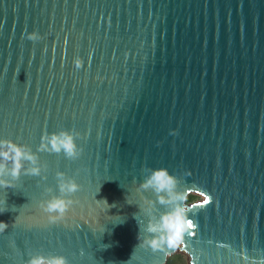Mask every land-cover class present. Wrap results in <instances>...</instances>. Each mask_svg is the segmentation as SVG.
<instances>
[{
  "label": "water",
  "instance_id": "obj_1",
  "mask_svg": "<svg viewBox=\"0 0 264 264\" xmlns=\"http://www.w3.org/2000/svg\"><path fill=\"white\" fill-rule=\"evenodd\" d=\"M62 129L81 134L79 159L40 152L46 180L0 189V264H163L174 249L138 247L156 199L143 169L161 167L201 196L188 264H264V0H0V139L36 152ZM57 171L82 189L49 224Z\"/></svg>",
  "mask_w": 264,
  "mask_h": 264
},
{
  "label": "clouds",
  "instance_id": "obj_2",
  "mask_svg": "<svg viewBox=\"0 0 264 264\" xmlns=\"http://www.w3.org/2000/svg\"><path fill=\"white\" fill-rule=\"evenodd\" d=\"M27 39L35 42L42 37L38 32L33 31L28 33ZM89 56L91 57V53ZM73 63L76 69L84 66L83 60L79 56L74 58ZM170 134L175 136L177 131L172 130ZM80 136L79 132L71 129H62L51 133L45 131L36 152L27 144L17 143L12 139H0V189H15L16 182L22 175L39 176L42 180H46L47 176L43 173L47 171V165L40 162L38 156L40 152L63 153L68 160L79 159L83 148L76 141ZM143 171L147 175L138 190L150 189L155 193L156 199H143L145 207L142 210L147 216V224L144 228L140 226L138 247L146 251L150 249L151 252L177 249L182 246L185 234H191L189 230L193 227L188 216L189 208L186 204V195L179 190L181 180L163 167L144 168ZM185 175H191V172H186ZM55 179L59 195H51L49 199L41 200L39 203V208L47 214L49 224L65 220L72 206L79 203L78 200L73 199L75 193L82 189V185L77 183L75 176H69L66 172L57 171ZM44 191L52 193L53 190L50 187H45ZM104 202L107 204L106 201ZM157 204L163 206L165 211L159 212ZM6 210L7 202L4 199L0 213ZM7 228L8 224L0 221V233H4ZM142 232L148 235H142ZM26 264H70V262L64 255H46L43 252H37L30 255Z\"/></svg>",
  "mask_w": 264,
  "mask_h": 264
},
{
  "label": "rangeland",
  "instance_id": "obj_3",
  "mask_svg": "<svg viewBox=\"0 0 264 264\" xmlns=\"http://www.w3.org/2000/svg\"><path fill=\"white\" fill-rule=\"evenodd\" d=\"M200 198L201 196L194 192H188L186 194V202L199 200ZM166 261H168V264H188V255L182 249L177 248L166 256Z\"/></svg>",
  "mask_w": 264,
  "mask_h": 264
},
{
  "label": "snow or ice",
  "instance_id": "obj_4",
  "mask_svg": "<svg viewBox=\"0 0 264 264\" xmlns=\"http://www.w3.org/2000/svg\"><path fill=\"white\" fill-rule=\"evenodd\" d=\"M203 203H204V204H208V203H209L208 199L205 198L204 201H203ZM189 226L191 227V224H190Z\"/></svg>",
  "mask_w": 264,
  "mask_h": 264
},
{
  "label": "trees",
  "instance_id": "obj_5",
  "mask_svg": "<svg viewBox=\"0 0 264 264\" xmlns=\"http://www.w3.org/2000/svg\"><path fill=\"white\" fill-rule=\"evenodd\" d=\"M165 264H168V261H166Z\"/></svg>",
  "mask_w": 264,
  "mask_h": 264
}]
</instances>
